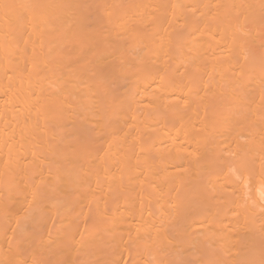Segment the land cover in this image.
Wrapping results in <instances>:
<instances>
[{
    "label": "bare ground",
    "instance_id": "bare-ground-1",
    "mask_svg": "<svg viewBox=\"0 0 264 264\" xmlns=\"http://www.w3.org/2000/svg\"><path fill=\"white\" fill-rule=\"evenodd\" d=\"M0 264H264V0H0Z\"/></svg>",
    "mask_w": 264,
    "mask_h": 264
}]
</instances>
